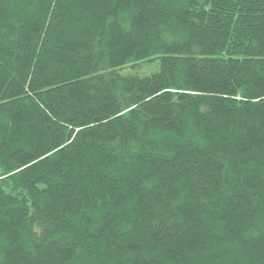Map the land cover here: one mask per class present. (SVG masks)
<instances>
[{
    "label": "trees",
    "instance_id": "trees-1",
    "mask_svg": "<svg viewBox=\"0 0 264 264\" xmlns=\"http://www.w3.org/2000/svg\"><path fill=\"white\" fill-rule=\"evenodd\" d=\"M0 264H264V0H0Z\"/></svg>",
    "mask_w": 264,
    "mask_h": 264
},
{
    "label": "rangeland",
    "instance_id": "rangeland-1",
    "mask_svg": "<svg viewBox=\"0 0 264 264\" xmlns=\"http://www.w3.org/2000/svg\"><path fill=\"white\" fill-rule=\"evenodd\" d=\"M157 70L156 63H143L141 66L136 67L133 71L139 75H147Z\"/></svg>",
    "mask_w": 264,
    "mask_h": 264
}]
</instances>
